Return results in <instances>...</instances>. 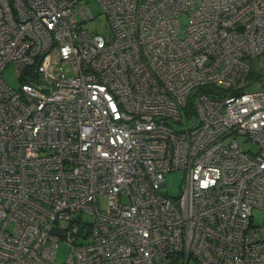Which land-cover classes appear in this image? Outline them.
Listing matches in <instances>:
<instances>
[{
  "label": "built area",
  "instance_id": "obj_1",
  "mask_svg": "<svg viewBox=\"0 0 264 264\" xmlns=\"http://www.w3.org/2000/svg\"><path fill=\"white\" fill-rule=\"evenodd\" d=\"M96 1L0 0V264H264V0Z\"/></svg>",
  "mask_w": 264,
  "mask_h": 264
},
{
  "label": "rangeland",
  "instance_id": "obj_2",
  "mask_svg": "<svg viewBox=\"0 0 264 264\" xmlns=\"http://www.w3.org/2000/svg\"><path fill=\"white\" fill-rule=\"evenodd\" d=\"M89 6L93 11L94 15L97 17L96 19L90 20L83 25L91 30H97L102 35L106 36L107 28H106V16L104 13L100 12L99 5L96 0H89ZM184 21V18H182ZM64 72L69 74L70 71L68 68H64ZM4 79L13 87L18 88L19 81L16 75V69L12 63L8 64L2 72ZM174 126L176 128H180L181 125L175 123ZM238 141L244 149H250L252 151H256L257 147L254 143L250 142L246 139L244 135L238 136ZM181 170L169 171L165 175V179L167 181V186L164 188V192L168 193L170 196H177L180 193L181 187ZM84 222H90L91 216L84 215ZM252 223L255 225H264V209L255 208L252 211ZM68 253V247L64 244L62 240L58 242L57 252L55 264H62L65 260Z\"/></svg>",
  "mask_w": 264,
  "mask_h": 264
},
{
  "label": "trees",
  "instance_id": "obj_3",
  "mask_svg": "<svg viewBox=\"0 0 264 264\" xmlns=\"http://www.w3.org/2000/svg\"><path fill=\"white\" fill-rule=\"evenodd\" d=\"M261 76H264V73L258 72L257 70L253 69L249 73V79L254 80V79H259ZM198 90L200 91H205L211 95H214L215 93H218L217 91H214V88L209 87V86H202L199 87Z\"/></svg>",
  "mask_w": 264,
  "mask_h": 264
},
{
  "label": "water",
  "instance_id": "obj_4",
  "mask_svg": "<svg viewBox=\"0 0 264 264\" xmlns=\"http://www.w3.org/2000/svg\"><path fill=\"white\" fill-rule=\"evenodd\" d=\"M52 231H54V229H52Z\"/></svg>",
  "mask_w": 264,
  "mask_h": 264
}]
</instances>
